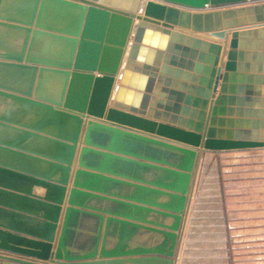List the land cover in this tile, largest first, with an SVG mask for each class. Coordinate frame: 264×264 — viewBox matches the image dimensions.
<instances>
[{"label":"water","instance_id":"95a60500","mask_svg":"<svg viewBox=\"0 0 264 264\" xmlns=\"http://www.w3.org/2000/svg\"><path fill=\"white\" fill-rule=\"evenodd\" d=\"M263 40L264 0H0V264H177L202 154L264 147Z\"/></svg>","mask_w":264,"mask_h":264},{"label":"rangeland","instance_id":"374dc122","mask_svg":"<svg viewBox=\"0 0 264 264\" xmlns=\"http://www.w3.org/2000/svg\"><path fill=\"white\" fill-rule=\"evenodd\" d=\"M250 169L244 161L232 166L226 186L230 187L227 194H233L227 199L234 211L226 234L224 227L215 226L222 210L217 200L219 180L213 162L207 166L204 185L186 222L177 264H264V179L248 180L246 170ZM246 208H253V214L245 213Z\"/></svg>","mask_w":264,"mask_h":264},{"label":"crops","instance_id":"0c3cea01","mask_svg":"<svg viewBox=\"0 0 264 264\" xmlns=\"http://www.w3.org/2000/svg\"><path fill=\"white\" fill-rule=\"evenodd\" d=\"M135 23H137V20L135 19ZM213 42L217 43L216 40H213ZM263 44H264V40H263ZM197 52L196 55V59L195 62L199 63L200 62V54H202L204 52L203 47H198L195 49ZM239 51V50H238ZM244 52H247V50H245ZM250 53H252V51H249ZM264 55V51L262 52ZM246 54V53H245ZM253 54V53H252ZM226 61V56L223 59V62L225 63ZM261 65L264 66V58L263 60H261ZM248 63L251 66L250 71H247L245 68V64ZM238 67L241 66L243 69H239V71H241L240 73L244 74L245 76L249 75V74H257L258 70H256L255 68H258L259 60H253L252 58L250 60H246L244 59L243 61L238 60L237 61ZM253 68V69H252ZM255 69V71H254ZM189 86H193V82L191 80H189L188 82ZM240 84H238L239 86ZM194 86H196L197 88H199V84H195ZM264 87V85H259V88ZM254 88H257V85H254ZM188 94V92H186ZM216 95H218V91L216 93ZM239 98H247V97H252V95H241L240 93H237L236 95ZM257 94L253 95V97H256ZM260 97V96H259ZM114 98V93L112 95V100ZM173 102L176 104L177 103V98L174 97ZM180 105L182 106V108L185 106L184 105V101H181ZM181 108V114L183 113V109ZM231 108H233V110H235V113L233 116H230V111ZM238 106H234L231 107L229 105H227V115L225 118L226 123L224 124L225 126L223 127V130H233V131H237L239 130L238 127V121L239 120H244L245 118H240L238 117ZM261 110V109H260ZM232 121L233 126H230L231 124L229 123V121ZM218 129H220V127H217ZM222 129V128H221ZM244 161V163L246 165H250L251 169L248 171L246 170L247 174V179L248 180H259V179H264V147L262 148H253V149H243V150H231V151H221V152H204L201 156V161H200V165H199V170H198V175H197V179H196V185H195V189H194V193H193V198L191 201V205H190V210L188 213V217H187V221L189 217H191V213L192 210L195 206V202H196V198L200 195L201 192V187L204 185L205 182V169L207 168V166L213 162L214 164V176L215 179L219 180V190L217 192V200H219V204H220V208H222L221 213L218 214L217 213V217L218 215L221 216L220 217V221L218 222V218L216 221V225L217 228L220 227H224V230L226 231L227 234V228L228 226L231 227L232 226V222H231V213L234 211L233 208H230L231 204L228 202L229 200L227 199L228 197L231 198L233 194H227L228 191V187L226 186V183L229 179L228 178L230 175L233 174V170H232V166L234 165H238L241 164ZM256 164V165H254ZM255 166V168H254ZM70 184L69 187L70 188ZM230 188V187H229ZM36 192L43 194V191H39L37 190ZM254 192H251V197H253ZM219 195V197H218ZM231 201V200H230ZM252 204V202H247V204ZM250 212L251 214H253L254 209H248L246 208L245 213ZM224 220V221H223ZM187 225V223H186ZM185 225V227H186ZM231 237V236H230ZM220 239H221V235H220Z\"/></svg>","mask_w":264,"mask_h":264}]
</instances>
